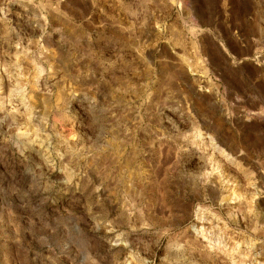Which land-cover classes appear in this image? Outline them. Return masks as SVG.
<instances>
[{
  "label": "rangeland",
  "instance_id": "obj_1",
  "mask_svg": "<svg viewBox=\"0 0 264 264\" xmlns=\"http://www.w3.org/2000/svg\"><path fill=\"white\" fill-rule=\"evenodd\" d=\"M0 264H264V0H0Z\"/></svg>",
  "mask_w": 264,
  "mask_h": 264
}]
</instances>
